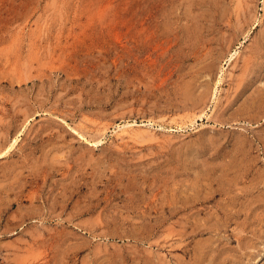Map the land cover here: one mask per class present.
Returning a JSON list of instances; mask_svg holds the SVG:
<instances>
[{"label": "rangeland", "instance_id": "obj_1", "mask_svg": "<svg viewBox=\"0 0 264 264\" xmlns=\"http://www.w3.org/2000/svg\"><path fill=\"white\" fill-rule=\"evenodd\" d=\"M0 264H264V0H0Z\"/></svg>", "mask_w": 264, "mask_h": 264}]
</instances>
